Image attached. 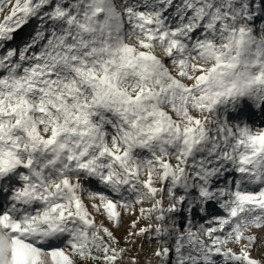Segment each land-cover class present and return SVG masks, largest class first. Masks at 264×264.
Wrapping results in <instances>:
<instances>
[{"label":"snow or ice","instance_id":"snow-or-ice-1","mask_svg":"<svg viewBox=\"0 0 264 264\" xmlns=\"http://www.w3.org/2000/svg\"><path fill=\"white\" fill-rule=\"evenodd\" d=\"M0 13V264H264V0Z\"/></svg>","mask_w":264,"mask_h":264},{"label":"rangeland","instance_id":"rangeland-1","mask_svg":"<svg viewBox=\"0 0 264 264\" xmlns=\"http://www.w3.org/2000/svg\"><path fill=\"white\" fill-rule=\"evenodd\" d=\"M5 11H7V9H6ZM3 15H4V13H0V19H2ZM217 211H219V210H217ZM129 220H130L129 217H125V226H126L127 223L129 222ZM123 235H124V226H122L121 230H119V231L117 232V236H118V237H123ZM137 245H139V241H137ZM147 247H148V245L145 244V248H146V249H147ZM254 255H259V253H254ZM142 256H143V258H144L145 260L147 259L146 256H144V255H142Z\"/></svg>","mask_w":264,"mask_h":264},{"label":"trees","instance_id":"trees-1","mask_svg":"<svg viewBox=\"0 0 264 264\" xmlns=\"http://www.w3.org/2000/svg\"><path fill=\"white\" fill-rule=\"evenodd\" d=\"M141 259H144L143 256L141 257Z\"/></svg>","mask_w":264,"mask_h":264}]
</instances>
